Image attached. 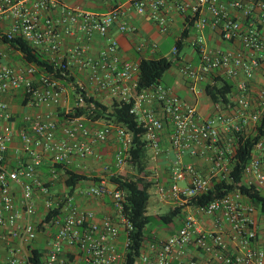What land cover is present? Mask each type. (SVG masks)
I'll return each instance as SVG.
<instances>
[{
    "label": "built area",
    "instance_id": "1",
    "mask_svg": "<svg viewBox=\"0 0 264 264\" xmlns=\"http://www.w3.org/2000/svg\"><path fill=\"white\" fill-rule=\"evenodd\" d=\"M101 1L111 4L107 13L70 7L61 0H0V41L22 39L69 75L75 76L76 67L86 78L84 83L78 82L79 88L88 94L96 97L105 94L114 102L133 103L131 114L146 130L152 161L157 162L163 155L162 136L170 131L174 152L170 183H158L155 192L161 201L173 198L180 207L191 206L195 198L212 190L213 180H231L233 136L249 134L264 115V85L251 94L256 74L264 73V0ZM56 9L59 15L54 18L51 13ZM132 13L148 18L161 35L170 32L174 14L185 18V28L192 22L188 41L199 56V63L184 65L180 70L182 76L192 83L193 92L202 80L214 79L211 85L216 78L233 81L235 93L231 99L235 106L216 104L215 113L203 117L195 106L184 102L166 85L138 92L140 63L124 60L118 41L110 36L114 29L126 35L138 33V28L129 22ZM207 32L215 41L210 42ZM77 35L83 42L63 51L64 38ZM95 37L105 42L96 54L92 52ZM136 51L154 57L159 53V45L142 40ZM176 52L174 45L172 54ZM6 58L1 52L0 228L8 230L3 237L9 249L5 264H32L29 248L39 232L33 221L37 213L36 189L46 198L41 224L55 230L43 264H126L129 239L124 245L125 253L118 249L122 231L128 234L132 230L126 193L105 182L82 192L84 199L111 201L112 215L98 220L95 212L78 206L75 196L52 195V187L59 180L56 170H51L49 182L38 174L45 159L51 165L70 167L75 159L85 161L95 157L96 146L110 139L117 145L115 166L122 169L130 156L132 133L123 126L103 122L100 129L93 130L84 118L67 119L60 126L54 110L67 97L65 83L52 75L37 76L34 66L17 68ZM21 90L28 104L47 112L24 117L26 126L19 138L21 151L29 162L10 167L7 158L15 134L13 114L4 98ZM78 102L83 104L82 95L77 96ZM222 134L228 144L226 149L219 146ZM186 157L206 159L211 165L210 173L203 175L192 164L185 163ZM108 169L106 166L105 170ZM183 181L189 182L186 187L180 186ZM243 182L264 190V136L245 169ZM17 186L21 189L19 202L15 197ZM192 208L194 213L186 216L177 233L160 245L151 246L153 256L141 254V264H173L189 246L217 264H264V215L260 217L242 193L232 192L210 204ZM49 215L51 220L47 222ZM197 215L210 218L212 228L203 230ZM181 264L198 263L188 260Z\"/></svg>",
    "mask_w": 264,
    "mask_h": 264
},
{
    "label": "crops",
    "instance_id": "2",
    "mask_svg": "<svg viewBox=\"0 0 264 264\" xmlns=\"http://www.w3.org/2000/svg\"><path fill=\"white\" fill-rule=\"evenodd\" d=\"M62 3H64L67 6L74 7V8H81L85 10L100 12V13H107L110 8L111 4L103 2L101 0H61ZM52 17L57 18L59 15V10L56 9L51 13ZM129 22L134 24L138 28L137 34H121L116 29L112 30L110 33V36L114 39H116L119 43V51L121 54V57L124 60H128L131 62H141L142 59H148L152 58L149 57L150 55L148 53L142 55L139 54L136 51L137 44L142 40H147L152 43H156L158 45L167 42L169 38H172L174 40V44L182 35V32L185 29L186 22L185 18L174 14V18L171 25V30L167 35H161L159 31L157 30V27L148 19L145 17L138 16L135 13H132L129 17ZM8 24V22L6 23ZM210 32H207V36L209 37L210 42L213 39V35L209 34ZM83 42L81 38H79V35L73 36V37H66L64 38V47L63 51H68L71 48H73L76 44ZM189 43V41H186ZM217 43V42H215ZM104 40L100 37H95V40L92 43V52L96 54L98 51L101 50V48L104 47ZM218 44H221L220 42ZM223 47H226L225 45L221 44ZM227 47H231L230 45H227ZM192 48V47H191ZM173 49V47H172ZM5 51H9V55L6 58V61L10 63L11 65L17 67V68H25L27 65L21 60V55L13 50L9 45L4 44L0 41V53H5ZM15 52L17 57L12 56ZM6 54V53H5ZM7 55V54H6ZM158 56H161V50L159 46V53ZM156 55V56H157ZM196 53L189 54L185 57V59L181 62L180 66H177L176 69H171L167 74L170 75V79L168 83L162 82L163 85H166L174 91V93L180 97L184 102L191 104L195 106L199 113L203 117H209L212 116L215 113V104L211 101V99L206 94V87L211 85L214 79L209 80H202L201 82L197 83L195 86V92H193L190 87L192 83L184 78L181 74V68L189 63H192L194 65H198L199 63V56H195ZM155 57V56H154ZM75 76H80L84 80L86 79L84 75L80 74L77 71V68L75 67L73 69ZM74 76V77H75ZM86 81V80H85ZM231 81V80H229ZM233 82V81H231ZM234 83V82H233ZM264 85V73L261 71L256 74L255 79L252 82V88H251V94L254 95L256 91H258L262 86ZM96 97V96H95ZM105 97L106 100H112L114 103V100L105 95L101 94L98 95L96 98L100 99L102 102L103 100L101 98ZM69 103H71L70 98L68 99ZM4 101L8 103L10 110L13 114L12 119V125L14 129V140L10 144L9 152H8V158L7 163L10 167H15L16 165L26 164L29 162V160L25 157V155L21 151V141L19 138V133L21 130L26 126L23 119L26 115H42L47 112L45 108H35L27 103V99L25 98V93L23 90L7 95L4 98ZM66 101L63 102V104L56 110H54V114L56 115V118L59 120L60 126L64 124V122L60 121L59 115L62 111L69 112L70 108L66 106ZM76 102V101H75ZM104 103V102H103ZM107 104V103H105ZM109 105V104H107ZM231 106L234 107L235 103L232 100ZM225 111H228L226 107H223ZM232 113V111L227 112ZM102 123H89L90 127L93 130L100 129ZM252 128V125L250 126ZM169 135L170 131H166L162 136V145L164 148L163 155L158 159L157 161V168H166L167 172L164 173L163 176L157 178L160 182L159 183H170V162L174 158V152L171 150L170 141H169ZM223 135V134H222ZM226 139V138H225ZM224 143L226 146L228 145L227 142L224 140ZM116 142L114 139H110L108 143L102 144L99 146H96V156L89 158L85 161H81L79 159H75L73 165L70 167L74 169L76 172L80 174H85L91 179H98L100 182L96 183L93 180L86 181L82 183L73 193L72 196L76 197V203L80 208L92 210L96 213L97 219L102 220L108 216L112 215L113 208L111 201L109 198H102L98 200H89L84 199L82 196V192L89 189L92 186L99 185L101 182L107 183L109 186H113L110 183L111 177L114 175H123L122 169H117L115 166V154H116ZM149 157H151V152L148 153ZM185 163L192 164L194 167L197 168L198 171H200L203 175H208L211 170L210 163L203 158H191L186 157L184 158ZM108 166L109 169L105 170V167ZM51 164L48 159H45L43 162V165L39 172V177L41 179H44L46 182H49L50 180V173H51ZM85 171V173L83 172ZM134 174L136 175V172L134 170ZM166 174V175H165ZM124 176V175H123ZM183 185L181 187H186L188 185V181L181 182ZM180 183V184H181ZM156 188V186H155ZM154 189V187L152 188ZM69 189L65 186V184L60 183L58 180L55 182V184L52 187V195L56 196H63L66 194H69ZM262 195H264V190H261ZM15 197L17 201L19 202L21 199V189L17 186L15 188ZM158 197V196H157ZM34 199L36 203V209L37 213L33 217L34 223L38 225L39 232H38V238L37 240L32 244L34 247H39L44 250H48L49 242L55 235V230L50 228H42L41 223L43 222V216L45 213V196L40 192V190L36 189L34 194ZM177 202L170 198L166 201H161L158 197L157 200L153 202V208H154V214H149L150 216H156L161 215L165 213H161L160 210L167 208V212L178 208ZM149 211V210H148ZM194 213V209L191 206L183 207V209L180 212V215L175 219L174 223L170 227L161 226L158 222L156 224H159L158 227L153 229L151 231V234L153 235L154 239L148 241L145 244L144 251L145 253H148L153 256L154 252L151 248L152 245H160L162 242L166 241L170 236L178 232L185 221V218L188 214ZM258 215L261 217V214L258 213ZM197 219L199 221V224L201 228L205 231L210 230L212 228V220L210 218H207L202 215H197ZM8 234V230L5 228H0V264H5V260L8 256V246L6 242L4 241L3 237ZM126 234L124 231H122L119 243H118V249L120 252L125 253V242H126ZM181 259H175L173 264H181L182 262H186L188 260H195L198 264H217L213 260H211L208 256H206L202 251L196 249L194 246H189L185 250V254L183 257H180ZM138 264H141L140 261H138Z\"/></svg>",
    "mask_w": 264,
    "mask_h": 264
},
{
    "label": "trees",
    "instance_id": "3",
    "mask_svg": "<svg viewBox=\"0 0 264 264\" xmlns=\"http://www.w3.org/2000/svg\"><path fill=\"white\" fill-rule=\"evenodd\" d=\"M192 26L193 23L189 22L188 27L184 29L179 40L175 42L177 52L172 59L163 55L142 59L140 62L138 92L162 84L165 75L175 65L180 66L181 62L185 59V49L187 47L193 48L190 43L186 42L193 31ZM2 42L18 52L25 65L36 67L38 71L37 76H40V74L52 75L64 83L68 82L72 84V86L76 87L78 95H82L83 104L79 105V102H75V105L69 112L62 111L59 115L61 122H65L67 119L84 118L88 123L103 122L123 126L132 133L133 145L127 162H130L133 166L136 175H114L111 177L110 183L118 189L123 190L127 195V217L131 222L132 230L126 234V238L130 242L126 251V264H138L145 244L154 239L148 227L156 222L161 226H172L183 207L175 208L161 215H148L150 190L160 181L157 178H150V157L145 139L146 130L139 125L136 116L131 114L133 103L128 104L115 101L112 105H107L100 99L79 88L74 76L69 75V72L56 66L49 56L32 48L26 41L18 38L14 40L3 39ZM205 91L215 105H230L232 103L231 97L235 93V85L229 80L216 78L215 83L207 86ZM263 136L264 115L249 134H235L233 136L231 145L234 151V158L232 159L234 167L231 180L220 182L213 180L212 190L202 197L195 198L191 206L200 207L207 205L229 193L239 191L256 208L258 213L264 215V195L256 187L247 186L243 182L245 169L251 163L255 148ZM219 146L226 149L225 143H219ZM51 169L56 170L60 179L64 180L65 186L70 190V195L86 181L93 180L96 183L100 182L98 179H91L85 174L76 172L71 167L51 165ZM50 220L51 215L47 216L45 221L48 222ZM41 227L43 228L42 224ZM29 249L31 251L30 262L32 264H43L46 250L34 246H31Z\"/></svg>",
    "mask_w": 264,
    "mask_h": 264
},
{
    "label": "rangeland",
    "instance_id": "4",
    "mask_svg": "<svg viewBox=\"0 0 264 264\" xmlns=\"http://www.w3.org/2000/svg\"><path fill=\"white\" fill-rule=\"evenodd\" d=\"M173 44H174V40L172 39V38H169V40H167V42H165V43H162V44H160L159 46H160V50H161V54L163 55V56H166V57H168L169 59H172L173 58V54H172V47H173ZM5 53L7 54V56L9 55V51H5ZM11 53H13L12 54V56L14 57V55H15V57H17V55L15 54V52H11ZM185 56L184 57H186L187 55H189V54H192V53H194V50H193V48H191V47H187L186 49H185ZM196 57H198L197 56V54L195 55ZM177 68V65H175L174 67H173V69H176ZM75 79L77 80V84H78V82L79 83H84L85 82V80L83 79V78H81L80 76H75ZM169 79H170V75H168V74H166L165 75V77H164V79H163V81L165 82V83H168L169 82ZM70 83H66L65 82V86H66V90H67V97L65 98V100L64 101H66L65 102V104H66V106L67 107H69L70 108V110L73 108V106L75 105V101H76V99H77V95H78V93H77V89H76V87H74V86H72V84H70ZM70 98V100H71V103H69V99ZM102 100H103V102L104 103H107V104H109V105H112L113 104V101L112 100H106V98L105 97H103V98H101ZM102 123V122H101ZM254 129V128H253ZM252 131V129H250V131L248 132V133H250ZM224 140H225V134H223V135H221V141H220V143H222L223 144V142H224ZM157 162H154V161H152L151 159H150V162H149V170H150V178H153V179H155V178H158L159 177V175H160V177L161 176H163L164 174H163V171H164V173H166L167 172V169L166 168H157L156 166H157V164H156ZM84 173H85V171H83ZM122 174L124 175V176H126V175H135L134 174V168H133V166L130 164V162H127L126 163V165L123 167V169H122ZM166 175V174H165ZM44 180V179H43ZM45 181V180H44ZM59 181H60V183H62V184H64V180L61 178L60 179V177H59ZM183 184L181 183L180 184V186H182ZM158 195L156 194V192H155V187H154V189H151L150 190V201H149V207H148V212H149V214H154V208H153V202L155 201V200H157L158 199V197H157ZM167 208H164V209H161L160 210V212L161 213H166L167 212ZM159 226V224H156V223H152L149 227H148V230L149 231H152L153 229H155L156 227H158Z\"/></svg>",
    "mask_w": 264,
    "mask_h": 264
}]
</instances>
